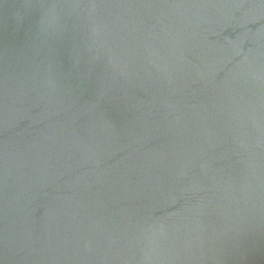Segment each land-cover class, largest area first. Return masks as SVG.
I'll use <instances>...</instances> for the list:
<instances>
[{"label":"water","instance_id":"1","mask_svg":"<svg viewBox=\"0 0 264 264\" xmlns=\"http://www.w3.org/2000/svg\"><path fill=\"white\" fill-rule=\"evenodd\" d=\"M0 264H264V0H0Z\"/></svg>","mask_w":264,"mask_h":264}]
</instances>
